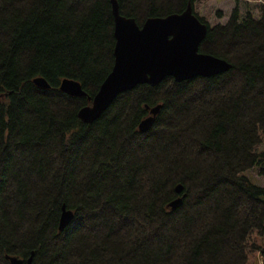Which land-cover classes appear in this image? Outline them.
I'll return each instance as SVG.
<instances>
[{"label":"trees","instance_id":"trees-1","mask_svg":"<svg viewBox=\"0 0 264 264\" xmlns=\"http://www.w3.org/2000/svg\"><path fill=\"white\" fill-rule=\"evenodd\" d=\"M116 2L141 26L196 0ZM113 28L111 0H0V264H247L264 236V188L246 174L264 180V4L207 25L199 52L226 72L136 86L84 124ZM64 78L85 97L61 92ZM62 207L74 216L58 231Z\"/></svg>","mask_w":264,"mask_h":264},{"label":"water","instance_id":"water-1","mask_svg":"<svg viewBox=\"0 0 264 264\" xmlns=\"http://www.w3.org/2000/svg\"><path fill=\"white\" fill-rule=\"evenodd\" d=\"M111 13L114 62L91 104L77 113L84 124L97 120L119 94L136 86L154 87L167 77L178 83L195 77H212L231 67L224 59L199 52L208 28L194 15L190 4L181 13L147 18L141 26L133 18L120 15L116 0H111ZM33 84L41 89L50 88L41 77L33 79ZM59 90L75 98L86 95L79 82L68 78L60 81ZM160 108L161 105H156L149 109V115L138 125V132L144 133L151 128ZM181 190L178 185L176 193L180 194ZM181 203L182 197H178L168 207L174 210ZM73 216L72 211L62 207L58 231L65 229ZM33 256L31 252L26 260L8 255L5 258L9 264H32Z\"/></svg>","mask_w":264,"mask_h":264},{"label":"rangeland","instance_id":"rangeland-1","mask_svg":"<svg viewBox=\"0 0 264 264\" xmlns=\"http://www.w3.org/2000/svg\"><path fill=\"white\" fill-rule=\"evenodd\" d=\"M236 3L240 14L244 16L247 10L257 14V7L264 4V0H196L193 10L208 26L213 27L218 24L224 25L228 21ZM246 174L255 184L264 188V180L257 169H251ZM251 244L253 249L247 255V264H264L260 252L264 250V236H253Z\"/></svg>","mask_w":264,"mask_h":264}]
</instances>
